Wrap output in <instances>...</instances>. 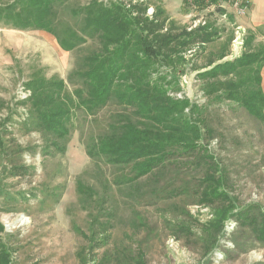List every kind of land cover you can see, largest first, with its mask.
I'll return each mask as SVG.
<instances>
[{"label":"rangeland","instance_id":"obj_1","mask_svg":"<svg viewBox=\"0 0 264 264\" xmlns=\"http://www.w3.org/2000/svg\"><path fill=\"white\" fill-rule=\"evenodd\" d=\"M21 1L0 0V13ZM91 1L68 0V9H56L74 25L77 20L71 17L70 7H86ZM100 1L146 8L140 16H149L162 34L179 35L185 29L203 27L202 32L213 38L205 44L176 45L185 55L178 83L170 93L205 108L208 126L202 132L203 142L225 176L228 194L241 206L235 211L239 218L232 216L225 222L214 250L206 254L202 230L213 217L212 208L197 203L199 194L193 193L201 170L186 165V156L191 155L186 153L178 158L176 171L188 173L189 196L147 204L128 188L114 185L109 198H104L103 182L115 170L92 159L85 142L107 128L117 108L89 114L83 105L72 107L71 134L61 143L37 128L40 113L31 101L33 87L41 79L62 80L64 96L76 95L82 86L70 76L100 49V43L87 38L67 51L44 31L22 30L0 19V264H133L138 248L144 251L146 264H264V241L239 225L245 210L264 212V121L237 101L217 98L226 83L241 82L248 70L240 68L234 76L218 81L201 74L242 55L247 31L239 18L218 7L190 8L183 0ZM216 83L221 90L210 94ZM166 174L167 186L185 183L171 169ZM176 222L188 224L191 233L180 230ZM104 229L110 235L107 245L97 244L87 256L91 243L82 232L103 238Z\"/></svg>","mask_w":264,"mask_h":264},{"label":"trees","instance_id":"obj_2","mask_svg":"<svg viewBox=\"0 0 264 264\" xmlns=\"http://www.w3.org/2000/svg\"><path fill=\"white\" fill-rule=\"evenodd\" d=\"M67 2L22 0L0 13L5 23L22 30L44 31L67 51L77 48L87 38L100 43V49L87 56L84 66L70 76L71 81L77 79L82 86L76 95L64 96V81L53 78L41 79L33 87L31 101L40 113L37 128L64 143L71 134L72 107L83 105L89 114L110 106L117 108L107 128L89 136L85 142L86 152L92 159L115 170L112 178L103 182L104 198H109L114 185L128 188L138 195L139 202L147 204L189 196L188 173L181 174L176 169L181 153L191 154L186 156V165L200 168L202 175L193 194H199L198 204L212 208L213 217L202 230L206 254H211L225 222L232 216L239 218L240 214L235 211L241 206L228 194L225 176L218 171L214 157L203 142L202 132L208 126L205 108L170 93L178 83L185 55L176 45L204 44L211 41V36L202 32L203 27L190 32L185 29L179 35L162 34L149 16H140L146 8H128L123 1L92 0L86 7H70L71 17L77 20L72 25L56 9L67 8ZM257 56L243 54L235 60L217 63L201 74L218 81L222 76H234L240 68L247 69L244 80L226 83L225 91L217 98L237 101L251 115L264 121L261 86L264 57ZM218 83L210 94L219 93ZM241 84H245L244 88ZM59 149L64 147L61 145ZM168 169L175 172L174 177L183 176L185 183L177 187L165 185ZM245 212L247 215L242 214L239 225L255 232L257 240L264 241V212ZM176 225L191 233L185 222H176ZM0 231H3L1 222ZM82 234L92 246L87 256L97 244L102 248L110 239L107 229L100 232L105 235L103 238L95 232ZM132 257L133 264H146L142 249H136ZM84 264L94 263L85 261Z\"/></svg>","mask_w":264,"mask_h":264},{"label":"crops","instance_id":"obj_3","mask_svg":"<svg viewBox=\"0 0 264 264\" xmlns=\"http://www.w3.org/2000/svg\"><path fill=\"white\" fill-rule=\"evenodd\" d=\"M183 3L186 4L188 7L190 6V8L194 9L218 7L222 8L223 10L230 11L235 15L234 9L229 5L227 1L224 0L218 2V4L211 5L206 4L201 0H183ZM236 18H239L240 23L247 31L246 40L243 45L242 55L256 54L258 56L260 55L261 57H264V0H250V3H248L246 7V14L243 16H236ZM48 38L51 39L49 36ZM211 41H213V38H211ZM261 86L264 92V60L262 62L261 67Z\"/></svg>","mask_w":264,"mask_h":264},{"label":"built area","instance_id":"obj_4","mask_svg":"<svg viewBox=\"0 0 264 264\" xmlns=\"http://www.w3.org/2000/svg\"><path fill=\"white\" fill-rule=\"evenodd\" d=\"M193 1V0H192ZM195 1V0H194ZM206 4H218V2L222 0H201ZM229 3V5L233 6V8L237 11V16H243L246 14L247 4L250 3V0H224Z\"/></svg>","mask_w":264,"mask_h":264},{"label":"bare ground","instance_id":"obj_5","mask_svg":"<svg viewBox=\"0 0 264 264\" xmlns=\"http://www.w3.org/2000/svg\"><path fill=\"white\" fill-rule=\"evenodd\" d=\"M231 6V5H230ZM232 8H233V6H231ZM234 9V13H235V15L237 16V11H236V9L235 8H233ZM207 10V9H206ZM241 31V30H240ZM235 44H236V42H235ZM237 45V44H236ZM235 45V46H236ZM240 49H241V47H240Z\"/></svg>","mask_w":264,"mask_h":264}]
</instances>
